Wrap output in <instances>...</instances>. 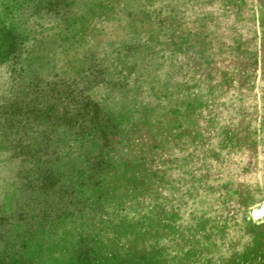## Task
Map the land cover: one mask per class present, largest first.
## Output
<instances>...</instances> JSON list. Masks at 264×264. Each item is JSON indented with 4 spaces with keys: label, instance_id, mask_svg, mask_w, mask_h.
<instances>
[{
    "label": "rangeland",
    "instance_id": "rangeland-1",
    "mask_svg": "<svg viewBox=\"0 0 264 264\" xmlns=\"http://www.w3.org/2000/svg\"><path fill=\"white\" fill-rule=\"evenodd\" d=\"M237 5L173 62L167 0H0V264H264V0ZM86 68L120 87L67 118L45 90Z\"/></svg>",
    "mask_w": 264,
    "mask_h": 264
},
{
    "label": "crops",
    "instance_id": "crops-1",
    "mask_svg": "<svg viewBox=\"0 0 264 264\" xmlns=\"http://www.w3.org/2000/svg\"><path fill=\"white\" fill-rule=\"evenodd\" d=\"M239 0H167V24H168V31L172 29V35L175 34L176 27L179 28L177 34L182 33V38L179 42L178 48L175 51V43H173V62L175 59L181 60L180 55L177 53H183L185 56L183 58V62L186 59H189L191 55H202L204 51L205 41L203 37L204 29H207V36L215 37V27L216 24H238L237 23V9ZM235 9V10H234ZM155 18H151V24H154L153 21ZM106 22V21H105ZM113 23V22H110ZM156 23V22H155ZM98 24H104L103 22H95L94 24H83V31H79L77 36L73 35V42L72 47H70V51L74 50V55L80 57V48L84 45L92 44L95 40V37H92V33L95 32ZM207 25V27H206ZM209 25V27H208ZM210 30V31H209ZM82 33L81 34H79ZM176 36H170V39L176 41ZM180 37V36H177ZM106 44H115L111 43L110 41H105ZM81 45V46H79ZM189 51H194L189 53ZM59 52L61 54V62L63 65H67L66 69L62 67L60 71L63 73L61 76L62 80H65V76L68 75L69 66H68V59L66 56V48L60 46ZM190 55V56H189ZM175 56H177L175 58ZM87 69V68H86ZM88 75L92 80L89 81H82L81 77H76L74 83L70 81L72 84L60 82L59 85H55L58 90L47 88L45 91L47 93L55 92L58 95L59 91L62 93L61 99L51 98L49 102H54L55 107L57 110H61L62 112L66 113L69 116L72 114L78 113L79 111H86L89 109V106H93L97 103V105H101L100 100L102 99L101 96L106 95L107 93L112 91V88H119V85H115L113 87L112 84L107 83V78L104 77L100 71L92 70L89 68L87 69ZM82 72L81 68H77L74 70V76L76 73L79 74ZM91 74V75H90ZM73 76V77H74ZM79 78V79H78ZM72 86V89H71ZM88 105V106H87ZM87 106V107H86ZM72 118V116L67 117ZM66 118V119H67ZM71 123V121H61L62 124L64 123Z\"/></svg>",
    "mask_w": 264,
    "mask_h": 264
},
{
    "label": "trees",
    "instance_id": "trees-1",
    "mask_svg": "<svg viewBox=\"0 0 264 264\" xmlns=\"http://www.w3.org/2000/svg\"><path fill=\"white\" fill-rule=\"evenodd\" d=\"M7 46L9 47V43H7ZM61 96H62V93L59 91V93H58V95L57 94H52L51 96H50V98H55V99H58V100H60L61 99ZM88 106V105H87ZM86 106V107H87ZM97 106H100V105H97V103L95 104V105H93V106H89V109L90 108H97ZM92 112V111H91ZM82 113V111H79V116H82L83 114H81ZM67 117H70V116H67ZM58 118V117H57ZM66 118V117H65ZM94 118H96V116L94 115L93 117H91V119H94ZM44 119H46L47 121H49V116L47 115V114H45V116H44ZM60 118H58L57 120H55V123H57V125H58V123L59 122H61V121H64V120H59ZM64 124H66V123H64ZM39 177V176H38ZM41 178V177H40ZM40 209V208H39ZM54 209V208H53ZM28 215H30V214H28ZM35 215V214H34ZM33 217H35V216H33Z\"/></svg>",
    "mask_w": 264,
    "mask_h": 264
},
{
    "label": "water",
    "instance_id": "water-1",
    "mask_svg": "<svg viewBox=\"0 0 264 264\" xmlns=\"http://www.w3.org/2000/svg\"><path fill=\"white\" fill-rule=\"evenodd\" d=\"M250 215L254 219H259L264 216V201L256 208H252Z\"/></svg>",
    "mask_w": 264,
    "mask_h": 264
}]
</instances>
